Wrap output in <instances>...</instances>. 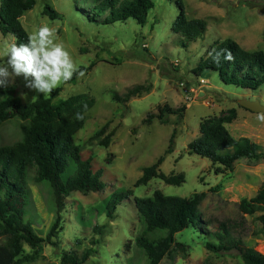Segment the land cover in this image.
Listing matches in <instances>:
<instances>
[{
	"label": "rangeland",
	"instance_id": "obj_1",
	"mask_svg": "<svg viewBox=\"0 0 264 264\" xmlns=\"http://www.w3.org/2000/svg\"><path fill=\"white\" fill-rule=\"evenodd\" d=\"M88 1L91 0H35L33 9L20 19L29 36L42 24L53 27L56 42L64 44L78 68L93 64L89 71H83V77L77 75L74 82H61L55 88L60 89L55 100L78 94L94 100L75 142L82 159L91 162L94 172H101L104 184L101 192H74L64 198L60 211L62 229L53 240L55 245L42 243L31 248L24 244L26 256L36 255L24 264H62L64 252L81 255L89 249L92 254L84 264H146L143 253L134 245L141 228L134 198L150 197L154 191L180 198L202 193L199 214L202 221H208L234 214L235 205L252 198L264 182V160L242 159L234 163L232 170L216 174L221 169L187 150L188 144L199 137L202 121L227 115L231 109L236 110L237 117L227 125L230 135L234 139L246 137L264 147V123L257 120L258 113L238 105V101L246 100L264 107V84L248 91L224 85L215 74L206 80L191 73L215 44L227 39L244 50L264 52V0H153L144 25L129 19L110 26L90 25L78 18L77 7ZM178 1L188 20L206 23V32L196 42L188 43L172 31L179 14ZM45 4L62 18L49 21L43 15ZM11 42V36L0 33V61L6 59L4 46ZM25 83L21 76L10 81L9 87H0V100L9 97L27 105L50 97L55 90L44 96L29 90ZM138 86L146 90L127 103L114 99ZM187 96L191 101H186ZM186 103L190 104L189 109L185 108ZM162 106L183 107L184 112L181 116H166L164 123L156 119L144 122L148 113H156ZM111 133L108 143L101 145ZM171 137V153H167ZM20 138L18 121L0 128V146L11 145ZM160 159V173L181 175L184 182L166 185L152 179L134 187L142 169ZM30 189L34 209L25 220L29 219L44 236L53 218L49 188L42 183L32 184ZM129 190L132 196L117 206L112 218H107L103 208L109 197ZM252 219L246 217L247 236L242 241L264 255V236H253L257 228ZM175 241L185 246L184 253L177 251L160 264H243L236 251L208 250L206 242L210 240H204L194 228L178 233Z\"/></svg>",
	"mask_w": 264,
	"mask_h": 264
},
{
	"label": "trees",
	"instance_id": "obj_2",
	"mask_svg": "<svg viewBox=\"0 0 264 264\" xmlns=\"http://www.w3.org/2000/svg\"><path fill=\"white\" fill-rule=\"evenodd\" d=\"M35 6V0H0V33L15 37L17 44L28 42V33L20 19ZM179 14L172 31L188 43L196 42L206 32L202 20H188L180 1L177 2ZM153 8V0H91L77 7L78 18L84 23L97 26H110L133 19L144 25L148 13ZM43 15L49 21H56L62 15L47 4ZM231 59H228V55ZM78 68L80 71H89ZM191 73L200 79L208 80L217 75L221 83L243 90L254 91L264 84V52L247 51L232 40L215 44L208 56ZM78 73L65 82H74ZM142 86L129 89L117 102L127 103L131 97L145 91ZM60 89H55L50 97L42 98L24 105L17 99L5 97L0 100V128L7 122H19L20 140L11 145L0 146V264H24L35 259L36 255L26 256L23 245L37 248L42 243L53 242L61 231L62 200L77 192L82 195L103 191L101 172L93 171L91 162L82 159V151L75 142L76 134L84 126L85 114L94 106V100L86 94L56 99ZM184 108L171 109L158 107L156 113H148L145 123L156 119L166 122V116H181ZM83 119H77V114ZM237 117L235 109L227 115L204 120L199 125V137L188 144L190 154L210 161L213 167L223 174L233 168L235 162L264 160V147L246 137L234 139L228 129ZM109 134L101 145H106ZM172 144V137L169 141ZM161 159L142 169L134 187L148 184L158 179L166 185H180L183 176H166L157 168ZM46 184L52 205L53 218L43 236L32 222L25 220L26 214L33 210L31 196L32 184ZM132 191L113 193L106 201L103 211L112 218L117 206L128 200ZM204 195L195 194L191 198L163 195L154 191L150 197L134 198L133 205L140 223V230L134 238V245L143 253L146 264H160L165 257H172L177 251L184 253L185 246L175 241V236L185 229L194 228L206 242V248L218 253L238 252L243 264H264V255L247 247L242 237L246 217H252L257 230L253 236H264V182L250 199H242L236 204L234 214L220 219L202 221L199 208ZM260 215L256 216V214ZM246 216V217H245ZM32 219L31 217H29ZM246 233V234H245ZM95 244V243H94ZM91 250L64 252L62 264H84L91 256Z\"/></svg>",
	"mask_w": 264,
	"mask_h": 264
},
{
	"label": "clouds",
	"instance_id": "obj_3",
	"mask_svg": "<svg viewBox=\"0 0 264 264\" xmlns=\"http://www.w3.org/2000/svg\"><path fill=\"white\" fill-rule=\"evenodd\" d=\"M6 43L3 55L6 59L0 61V87L7 88L10 81L23 77L25 87L37 94L48 96L61 82H67L78 73V69L70 52L63 43L56 42V30L42 24L37 31L28 37L27 43ZM228 59H231L229 54ZM77 119H83L77 114ZM257 120L264 123V112L257 114Z\"/></svg>",
	"mask_w": 264,
	"mask_h": 264
},
{
	"label": "water",
	"instance_id": "obj_4",
	"mask_svg": "<svg viewBox=\"0 0 264 264\" xmlns=\"http://www.w3.org/2000/svg\"><path fill=\"white\" fill-rule=\"evenodd\" d=\"M238 105L253 113L264 112V107L261 106L257 101L250 102L246 100H240L238 101Z\"/></svg>",
	"mask_w": 264,
	"mask_h": 264
},
{
	"label": "built area",
	"instance_id": "obj_5",
	"mask_svg": "<svg viewBox=\"0 0 264 264\" xmlns=\"http://www.w3.org/2000/svg\"><path fill=\"white\" fill-rule=\"evenodd\" d=\"M201 83L203 84L204 81L201 80ZM186 101H191V99L187 96V97H186ZM185 108L189 109V108H190V104L186 103V104H185Z\"/></svg>",
	"mask_w": 264,
	"mask_h": 264
}]
</instances>
